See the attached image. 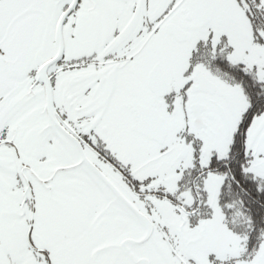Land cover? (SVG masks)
<instances>
[{"label": "snow or ice", "instance_id": "snow-or-ice-1", "mask_svg": "<svg viewBox=\"0 0 264 264\" xmlns=\"http://www.w3.org/2000/svg\"><path fill=\"white\" fill-rule=\"evenodd\" d=\"M0 264H264V0H0Z\"/></svg>", "mask_w": 264, "mask_h": 264}]
</instances>
